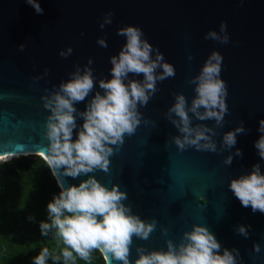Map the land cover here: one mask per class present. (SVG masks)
Returning <instances> with one entry per match:
<instances>
[{"label":"water","instance_id":"obj_1","mask_svg":"<svg viewBox=\"0 0 264 264\" xmlns=\"http://www.w3.org/2000/svg\"><path fill=\"white\" fill-rule=\"evenodd\" d=\"M40 4L43 14H37L26 0H0V161L46 154L45 90L58 88L77 65L83 68L91 57L94 95L99 79L111 78L110 57L118 55L126 43L117 30L137 25L174 65L176 75L157 82V92L139 109L142 117L136 132L126 135L110 157V171L88 174L109 187L119 184L128 194L124 203L132 212L157 222L149 239L134 237L132 264L138 246L167 250L168 239L179 244L183 233L196 223L206 224L223 247L238 248V264H264V213L243 207L229 189L232 178L249 173L256 163L264 172V159L254 147L261 135L259 121L264 118V0H40ZM109 11L112 23L101 29ZM222 21L227 22L229 42L205 39L210 30L219 31ZM99 37L106 38L107 48L98 45ZM22 43L24 51L19 50ZM69 46L72 54L61 57V49ZM214 50L223 56L221 77L228 86L229 110L222 127L213 120L194 118L193 123L216 127L217 151L195 147L181 151L172 141L178 130L166 113L175 102L174 93H184L191 103L195 92L189 81ZM88 99L91 95L76 104L77 109L84 110ZM241 122L246 132L238 134L232 149L222 148L223 133ZM77 123L81 125L82 119L78 117ZM237 148L243 155L226 165V157ZM52 172L60 187L88 178ZM240 224L250 225L248 238L237 234ZM255 243L260 245L258 253Z\"/></svg>","mask_w":264,"mask_h":264},{"label":"clouds","instance_id":"obj_2","mask_svg":"<svg viewBox=\"0 0 264 264\" xmlns=\"http://www.w3.org/2000/svg\"><path fill=\"white\" fill-rule=\"evenodd\" d=\"M37 14H43L40 0H26ZM112 12H107L100 24L101 29L112 23ZM83 34V33H82ZM117 35L126 38L118 55L110 57L111 78L99 79V90L94 95L96 78L93 75V59L89 57L87 65L76 66L70 78L61 81L58 88L45 90L42 96L44 108L49 115L46 120V138L48 140L44 160L48 166L64 176L78 178L87 176L79 184L64 186L47 204V219L40 223L41 234H53L60 247L56 255L43 247L33 258V264H76L77 258L91 261L93 251H99L107 264H132L130 259L134 237L147 240L156 228V220L142 219L132 212L130 205L124 203L127 192L119 184L109 187L95 175L96 170L110 171V157L125 136L136 132L141 123V106H146L157 92V82L176 75L174 65L168 62L159 47L145 37L142 28L129 24L117 30ZM205 39L221 44L229 42L227 22L220 23L219 31L210 30ZM99 46L108 47L105 37L97 40ZM26 45L20 44L24 51ZM73 52L69 46L61 49L59 55L67 58ZM189 60L193 59L189 55ZM223 56L214 50L205 60L200 72L191 78L195 95L189 104L184 93H174L175 102L169 107L166 117L178 130L172 141L183 151L189 147L197 150L216 152V127L206 123H193L213 120L222 127L228 112L226 97L228 86L221 77ZM45 70V75L47 74ZM142 76V79L131 78ZM40 79V77H37ZM102 90V91H101ZM87 100L84 110H78L76 104ZM191 114V115H190ZM83 123L78 125L77 118ZM74 130H78L74 139ZM261 133L254 142L258 155L264 159V118L259 121ZM246 132L244 123L224 132L221 147L232 149L237 143L238 134ZM113 146H116L114 148ZM243 155L241 149L230 153L224 163L231 165L234 157ZM229 189L243 207H251L255 213H264V172L260 163L252 166L249 173L234 177ZM250 225L240 224L237 234L248 238ZM168 230L163 229L167 235ZM216 235L206 224L196 223L190 231H185L179 244L167 240V250L148 251L143 245L137 247L135 264H238V248L223 247ZM254 250L260 251L259 243Z\"/></svg>","mask_w":264,"mask_h":264},{"label":"trees","instance_id":"obj_3","mask_svg":"<svg viewBox=\"0 0 264 264\" xmlns=\"http://www.w3.org/2000/svg\"><path fill=\"white\" fill-rule=\"evenodd\" d=\"M61 190L44 158L24 155L0 161V264H33L43 247L58 255L53 234H41L47 204ZM48 264H53L49 259ZM60 264H63L61 260ZM76 264H107L99 251L91 261Z\"/></svg>","mask_w":264,"mask_h":264},{"label":"snow or ice","instance_id":"obj_4","mask_svg":"<svg viewBox=\"0 0 264 264\" xmlns=\"http://www.w3.org/2000/svg\"><path fill=\"white\" fill-rule=\"evenodd\" d=\"M41 156H42V157H44V154H43V153H41ZM0 159H3V157H0Z\"/></svg>","mask_w":264,"mask_h":264}]
</instances>
